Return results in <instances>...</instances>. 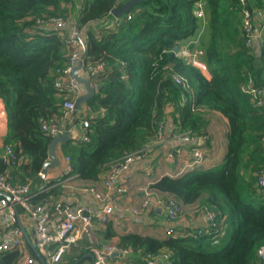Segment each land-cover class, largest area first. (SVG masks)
Wrapping results in <instances>:
<instances>
[{
	"label": "trees",
	"instance_id": "1",
	"mask_svg": "<svg viewBox=\"0 0 264 264\" xmlns=\"http://www.w3.org/2000/svg\"><path fill=\"white\" fill-rule=\"evenodd\" d=\"M124 1L0 0V97L8 111L3 148L13 149L11 161L0 155V177L11 176L13 185L28 184L30 192L43 182L38 173L53 136L41 125L62 119L66 93L55 87L54 73L68 62L71 48L65 39L73 25L85 34L84 61L104 65L94 79L101 88L72 119L75 124L89 121V140L60 144L70 157L71 173L84 185L101 180L123 157L144 156L155 147L156 129L161 121L166 126L168 115L179 134L197 139L207 136L209 112L227 119V151L220 166L163 176L148 186L162 198L175 197L182 207L197 204L214 211L225 234L218 239L210 234L164 239L122 234L117 248L138 254L125 263L148 264L145 255L157 259L164 254L162 264H264L258 256L264 245V187L257 184L264 170V101L258 104L242 89L251 85L264 98V0H201L203 17L194 11L199 0H140L122 15L131 19L118 25L110 11ZM76 2L79 10L68 25ZM245 11L261 33L257 40L243 28ZM51 19H63L67 26L54 28ZM184 47L201 49L209 78L179 55ZM66 178L50 179V187L31 199L32 206L53 212L52 203L66 191ZM25 250L41 264L29 242L22 251L0 252V264H17ZM72 261L67 257L61 264Z\"/></svg>",
	"mask_w": 264,
	"mask_h": 264
},
{
	"label": "built area",
	"instance_id": "2",
	"mask_svg": "<svg viewBox=\"0 0 264 264\" xmlns=\"http://www.w3.org/2000/svg\"><path fill=\"white\" fill-rule=\"evenodd\" d=\"M245 0H241L244 3ZM203 2L196 1L195 15L203 17ZM131 19V15L125 17L114 18L115 24H121ZM51 24L54 28L63 29L67 26L63 19H51ZM72 25L73 21H68V25ZM243 28L250 38L260 36V32L252 28L251 16L248 11H245L243 16ZM84 31L77 29L72 25L70 35L65 42L71 48V53L68 57V62L62 68H59L54 73V85L59 92L66 93V99L62 105V119L61 121L50 120L42 123L41 128L47 134L55 136L63 134L69 130L71 132V139H78L80 141H88V127L89 121L82 119L78 124L72 127H66L71 123L74 117V103L76 98L82 93V85L78 83L72 75L73 66L80 60L82 55V46L79 38H82ZM202 54L201 49L189 50L184 47L180 49L179 55L184 59L190 60L195 66H200L202 61L199 56ZM102 63H86L84 61L85 76L89 77L94 83L100 71L103 70ZM181 79L176 78L177 82ZM96 84V83H95ZM183 86L188 87L186 80L182 81ZM242 89L251 95V99H258L257 103L261 104L264 98L259 97L263 95L260 90L253 88L251 85L242 86ZM164 122L161 121L156 129L154 145L165 141ZM178 139L184 143H190L197 140L189 133H182L178 135ZM183 148H177L174 152L169 150L168 156H174L183 153ZM2 158L4 160H12L13 149L10 146L4 147ZM143 154H130L123 157L120 161L110 164L106 175L99 180L101 187L96 184L82 185L79 189L83 193L90 195L99 206L97 211H94L88 204H80L75 209L70 208L64 203L62 199L52 203L54 211L50 212L49 208L37 204L32 206L31 199L38 193L46 191L50 185L49 180L52 179L49 173L39 171L38 175L42 179L37 187L36 192L29 191V185H13L10 182L11 176L0 177V191L7 193L11 201L5 197L0 196V219L2 225L0 226V252L9 250H24L27 242L34 245L40 256L44 259L46 264H61L63 257L74 247L85 243V247L93 254V264H112L109 260L111 254L115 252H129L128 249H119L114 243H100L95 237V225L97 222L106 223L110 220L112 210L115 206L114 194H122L127 191V188L120 184L121 175L129 171L133 164L142 159ZM205 158V153L200 148H192L191 160L188 164V169L199 167ZM49 160V158H48ZM47 160V161H48ZM70 157H60V164L63 165L61 174H67V178L74 177L71 173ZM54 178V177H53ZM257 184L261 188L264 187V170L258 173ZM149 184L143 187V196L140 201L131 207V212L139 214L146 211L150 207H161L168 221L175 220L182 213V204L170 195L161 197L155 194L150 189ZM18 206L22 208L23 215L32 220V238H26L23 233L24 228L21 220V215L18 211ZM207 218L205 227L199 228L194 235L210 234L213 238L218 239L225 234V229L219 220H216V213L212 210H204ZM18 213V215H17ZM21 220L22 226L18 224ZM25 230V229H24ZM26 232V230H25ZM27 234V233H26ZM28 236V235H27ZM258 256L264 261V245L258 250ZM167 258V255H165ZM144 259L148 264H158L157 260L151 255H145ZM17 264H36L35 258L26 250L22 252V256ZM127 264V263H123Z\"/></svg>",
	"mask_w": 264,
	"mask_h": 264
},
{
	"label": "crops",
	"instance_id": "3",
	"mask_svg": "<svg viewBox=\"0 0 264 264\" xmlns=\"http://www.w3.org/2000/svg\"><path fill=\"white\" fill-rule=\"evenodd\" d=\"M113 21L111 16L109 21ZM82 39L85 41V34ZM257 40V39H256ZM256 51H259V43L254 42ZM202 73L209 78L210 74L206 64L202 61L200 66ZM80 75H86L84 69H79ZM95 84V83H93ZM83 92V88H82ZM85 106L82 105L78 113L84 112ZM209 125L207 136L198 138L190 143H184L178 139V132L174 127V123L170 115L166 118L165 123V141L151 147L147 150L142 159L136 161L129 171L124 172L120 177V184L127 188V191L122 194H114L115 206L112 210L110 220L106 224L97 222L95 225V237L100 243H118L119 236L126 233H138L142 235L152 236L158 239H164L169 236H188L193 235L199 228L205 227L207 218L205 211L197 204L183 205L181 215L175 220L168 221L165 212L161 207H150L146 211L139 214L131 212V207L136 205L143 196V187L149 183L159 180L163 176L178 177L189 171L188 164L191 160L192 148H200L205 153V158L198 167L199 169H207L218 167L224 162V156L227 151V119L219 112L212 111L208 114ZM8 122V111L4 100L0 97V155L3 152L4 137L6 134ZM183 148L184 152L170 158L168 152L171 149ZM58 155L64 156L60 146ZM63 165L49 169L50 177L58 178L61 175ZM66 191L62 195V200L72 209H75L80 204H88L94 211H97L99 206L97 202L87 193H83L79 187L86 184L84 181L76 177L68 178L63 182ZM98 187H101L100 181L95 182ZM21 215V220L28 237L32 238V220ZM2 220L0 219V226ZM114 234L109 238L105 237L108 233ZM91 252L85 247V243L72 248L62 259L65 263L67 257L72 258V264H93V259L90 257ZM138 254H134L132 250L124 253L122 251L115 252L110 255L109 260L112 264H123L126 258H136ZM141 259L143 257L139 255ZM39 259V257L37 256ZM158 264L166 259L165 255L156 256ZM62 262V263H63ZM41 263V262H40ZM37 264V263H36Z\"/></svg>",
	"mask_w": 264,
	"mask_h": 264
},
{
	"label": "water",
	"instance_id": "4",
	"mask_svg": "<svg viewBox=\"0 0 264 264\" xmlns=\"http://www.w3.org/2000/svg\"><path fill=\"white\" fill-rule=\"evenodd\" d=\"M140 0H126L117 6L113 7L110 11L111 15L114 18L121 17L126 12L130 11L132 7L139 3ZM79 10V3H75L74 12L71 18V21H75V16L77 15V12ZM82 46V55L80 60L73 66L72 68V75L75 78V80L82 85L83 92L76 98L74 103L75 111H79L83 104H85L90 98L94 96L96 91H98L101 88V84H93L91 79L85 75H80L78 73L79 69H82L84 66V57L86 55V43L82 38H79ZM178 50V46L174 47V51ZM75 124V121L71 122L69 127H72ZM71 132L69 130L65 131L63 134L55 135L53 136L50 147H49V160L46 161L43 165L42 171L44 173H47L49 169L55 168L60 165V156L58 155V148L60 144L65 143L69 140H71ZM0 196L5 197L8 201H11L10 196L0 191ZM18 215V213H17ZM18 224L22 226V222L19 218ZM23 233L25 234L26 238H28L24 228L22 227ZM31 244V243H30ZM33 250L35 251L36 255L39 257V260L41 264H46L44 259L40 256L37 249L34 247L33 244H31ZM90 257L94 259L93 254H90Z\"/></svg>",
	"mask_w": 264,
	"mask_h": 264
},
{
	"label": "rangeland",
	"instance_id": "5",
	"mask_svg": "<svg viewBox=\"0 0 264 264\" xmlns=\"http://www.w3.org/2000/svg\"><path fill=\"white\" fill-rule=\"evenodd\" d=\"M260 36H261V35H260ZM255 39H259V38H255ZM180 215H181V214H180ZM180 215H179V216H180ZM179 216H178V217H179ZM22 217H23V219H24V222H26V219L24 218L25 216H24L23 214H22Z\"/></svg>",
	"mask_w": 264,
	"mask_h": 264
},
{
	"label": "clouds",
	"instance_id": "6",
	"mask_svg": "<svg viewBox=\"0 0 264 264\" xmlns=\"http://www.w3.org/2000/svg\"><path fill=\"white\" fill-rule=\"evenodd\" d=\"M200 167V166H199ZM198 168V167H197Z\"/></svg>",
	"mask_w": 264,
	"mask_h": 264
}]
</instances>
